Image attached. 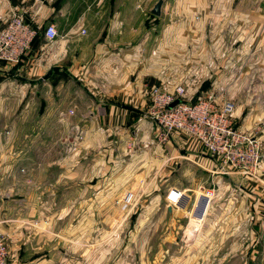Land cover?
<instances>
[{
    "label": "crops",
    "instance_id": "crops-1",
    "mask_svg": "<svg viewBox=\"0 0 264 264\" xmlns=\"http://www.w3.org/2000/svg\"><path fill=\"white\" fill-rule=\"evenodd\" d=\"M157 1L0 0V30L17 14L37 33L53 24L59 35L47 42L41 33L18 67L0 66V75L14 73L0 83L10 88L3 100L11 125L23 118L24 127L32 126L26 155L44 146L40 156H25L24 178L30 191L71 196L72 206L82 198L85 206H106L129 191L138 172L148 177L161 160L188 161L209 173L229 200L218 202L194 252L180 248L171 255L174 264H264V198L255 205L264 184L213 175L215 162L184 135L173 137L165 155L145 116L154 86H182L186 102L213 93L218 104L232 100L235 125L264 143V0H163L161 16L149 19ZM54 82L58 101L71 89L67 107L46 101L43 92ZM24 97H35L39 107L22 113ZM49 129L57 133L51 146L42 139ZM53 143L67 148L66 158L50 160ZM260 168L262 179L264 163ZM236 186L246 189L248 206L238 204ZM159 200L154 193L150 206ZM8 224L0 223V232L9 234Z\"/></svg>",
    "mask_w": 264,
    "mask_h": 264
},
{
    "label": "rangeland",
    "instance_id": "rangeland-1",
    "mask_svg": "<svg viewBox=\"0 0 264 264\" xmlns=\"http://www.w3.org/2000/svg\"><path fill=\"white\" fill-rule=\"evenodd\" d=\"M148 18L153 19L154 17L148 15ZM2 80L0 78V83L9 79L6 77ZM6 87L2 88L0 84V109L6 110L0 111V223L4 221L9 223V227L5 228L7 233H10L1 232L6 239L8 264H174L175 261L171 255L180 248L187 252L193 251L198 239L193 244H186L179 240L181 228L187 223L188 217L187 214L175 212L176 210L168 205L170 189L172 187L183 189L193 200L198 193L213 190L214 195L208 206L203 225L208 218L216 217L218 202L229 200L227 192L222 194V189L219 190V183H216V180L213 181L209 173L182 160L173 161V163L161 160L148 177H144L142 171L138 172L129 187L128 192H133L135 196L129 205L124 204V195L115 196L111 200L112 204L106 206H85L83 198L81 206H72L71 196L63 197L55 193L42 194L40 192L44 190L41 189L30 191L32 186L28 179L24 178L26 157L40 156L44 146L42 150L39 146L31 155H26L30 151V146L25 136L30 133L32 126L24 127L19 111L16 115L22 120L16 125H11L10 111L6 107L8 100H3L10 89ZM54 91L55 82L52 88L49 87L46 92H43L48 98L46 101L53 105L58 104L59 109L71 103V89H64V94L61 93L64 97L59 101ZM39 103L40 101L35 97L32 99L24 97L18 108L22 109L23 113L28 105L37 108ZM223 104L231 107L229 119L233 126L240 130L233 119V101H221L218 105ZM44 137L51 146L57 133L49 129L42 136L45 140ZM54 143L52 148L49 147L50 160L66 158L68 152L62 149L67 148L55 146ZM260 144L261 165H263L264 143ZM160 147L167 155L165 148L170 147L169 144L160 145ZM169 156L171 155L167 157ZM20 158L21 161L19 160L18 163ZM176 162L180 163L179 170H175L178 164ZM169 166L171 171H169ZM67 167L64 169L67 170ZM250 179L264 184V178ZM236 191L239 194L236 198L238 204L248 206L247 197L244 194L246 189L238 190L237 188ZM258 192L260 195L255 197L256 206L261 205L259 198L263 200L264 188H259ZM154 193L160 195V200L157 205L150 206ZM186 201L187 198H181L179 203L184 204ZM194 203L195 200L189 204V209L193 208ZM204 204L202 201L199 202L196 211L197 219H199L198 214ZM169 208L172 209L171 214L168 211ZM197 219L190 225V230L199 234L201 221ZM171 223L175 224L171 225ZM178 230L179 235L174 242V236ZM170 238H173L172 242Z\"/></svg>",
    "mask_w": 264,
    "mask_h": 264
},
{
    "label": "built area",
    "instance_id": "built-area-1",
    "mask_svg": "<svg viewBox=\"0 0 264 264\" xmlns=\"http://www.w3.org/2000/svg\"><path fill=\"white\" fill-rule=\"evenodd\" d=\"M84 35L85 31L81 30ZM37 35L36 28L27 24L22 16L13 15L0 30V63L9 66L20 64L30 51ZM44 36L47 42H55L59 35L56 27L49 24L45 28ZM186 89L182 86L173 91H167L154 86L149 92V106L145 116L155 124V140L158 146L168 144L174 136L184 135L215 162L216 170L213 175L239 178H257L261 176V144L251 134L236 129L229 119L231 107L228 104L219 106L213 93L203 94L194 101H185ZM70 114H73L70 111ZM263 182V181H262ZM213 190H205L195 196L194 201L187 191L172 187L168 194V205L177 213L187 214V223L181 229L180 241L193 244L201 232L202 225L213 198ZM133 192H127L123 197L125 205L132 203ZM187 201L179 203V200ZM203 205L197 219L196 211L199 202ZM201 221L200 232L196 234L190 230L195 220ZM0 264H8V250L6 239L0 232Z\"/></svg>",
    "mask_w": 264,
    "mask_h": 264
},
{
    "label": "trees",
    "instance_id": "trees-1",
    "mask_svg": "<svg viewBox=\"0 0 264 264\" xmlns=\"http://www.w3.org/2000/svg\"><path fill=\"white\" fill-rule=\"evenodd\" d=\"M44 32H45V29H44V31H42V32H41V30L39 29V30H38V33H37V35H36V37H35V39H34V41H33V43H34L37 39L41 38V37H42V34H41V33H44ZM38 37H39V38H38ZM33 43H32V44H33ZM24 57H25V56H24ZM23 59H24V58H23ZM22 61H23V60H22ZM1 65H2L3 67H5V68H7V66H9L8 64H6V63H4V62H1V63H0V66H1ZM18 65H19V64L11 66V67H12V70H13L14 68L18 67ZM12 70H10V71H9L8 73H6V74L3 73L2 75H0L1 80H2V78H6V77L9 78L10 76L13 77V76H14V75H13L14 73H13Z\"/></svg>",
    "mask_w": 264,
    "mask_h": 264
},
{
    "label": "water",
    "instance_id": "water-1",
    "mask_svg": "<svg viewBox=\"0 0 264 264\" xmlns=\"http://www.w3.org/2000/svg\"><path fill=\"white\" fill-rule=\"evenodd\" d=\"M163 0H158L157 3L151 8L150 14L154 17H160L162 12ZM169 213H172V209H168ZM19 264V263H18Z\"/></svg>",
    "mask_w": 264,
    "mask_h": 264
}]
</instances>
